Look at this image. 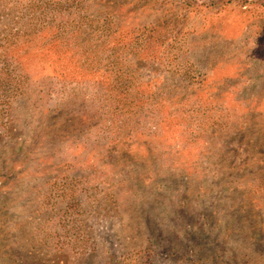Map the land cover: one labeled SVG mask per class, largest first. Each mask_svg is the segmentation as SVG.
Returning a JSON list of instances; mask_svg holds the SVG:
<instances>
[{"label":"rangeland","instance_id":"obj_1","mask_svg":"<svg viewBox=\"0 0 264 264\" xmlns=\"http://www.w3.org/2000/svg\"><path fill=\"white\" fill-rule=\"evenodd\" d=\"M0 264H264V0H0Z\"/></svg>","mask_w":264,"mask_h":264}]
</instances>
